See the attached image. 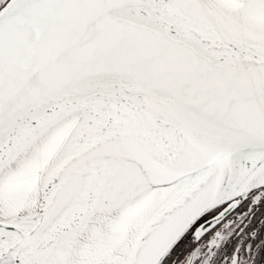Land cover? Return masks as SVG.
Segmentation results:
<instances>
[{"label": "snow or ice", "instance_id": "snow-or-ice-1", "mask_svg": "<svg viewBox=\"0 0 264 264\" xmlns=\"http://www.w3.org/2000/svg\"><path fill=\"white\" fill-rule=\"evenodd\" d=\"M0 264H264V0H0Z\"/></svg>", "mask_w": 264, "mask_h": 264}]
</instances>
